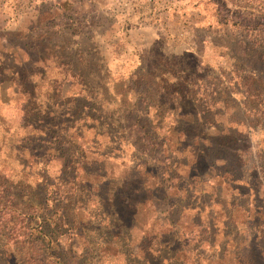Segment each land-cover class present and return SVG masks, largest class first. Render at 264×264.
Listing matches in <instances>:
<instances>
[{
    "label": "rangeland",
    "instance_id": "374dc122",
    "mask_svg": "<svg viewBox=\"0 0 264 264\" xmlns=\"http://www.w3.org/2000/svg\"><path fill=\"white\" fill-rule=\"evenodd\" d=\"M0 86V264H264V0H0Z\"/></svg>",
    "mask_w": 264,
    "mask_h": 264
},
{
    "label": "trees",
    "instance_id": "16d2710c",
    "mask_svg": "<svg viewBox=\"0 0 264 264\" xmlns=\"http://www.w3.org/2000/svg\"><path fill=\"white\" fill-rule=\"evenodd\" d=\"M4 88L2 87V86H0V90H3ZM30 112V111H29ZM67 112H68V110H67ZM42 132H46L45 131V129H42L41 130ZM23 140H27V146H24V149L26 150L27 148H28V144L29 145H32V144H34L35 142H39L38 140H37V135H29V137L27 138V139H25V137L23 138ZM23 140H22V142H23ZM48 200V199H47ZM50 225H52V224H50ZM45 226H49V224H46ZM57 227V225L55 224L54 226H53V228H52V230H50L49 228H45L48 232L47 233H45V235H50L51 233H53L54 232V229ZM211 230V224L209 223L208 224V226L207 227H205V228H203V230ZM189 236L191 235L190 233L188 234ZM51 236H52V234H51ZM193 243V241H192V239H187V241H186V243H184L181 247L178 245V252H179V254L181 253V254H185V253H183L184 251H183V249H186V248H188V247H190L191 246V244ZM170 246V245H169ZM179 248H181L180 250H179ZM194 248L196 249H198L199 250V242L198 241H195L194 242ZM184 259H187L185 256L183 257ZM184 259H181L183 262H184ZM190 264H192L191 262H190Z\"/></svg>",
    "mask_w": 264,
    "mask_h": 264
}]
</instances>
